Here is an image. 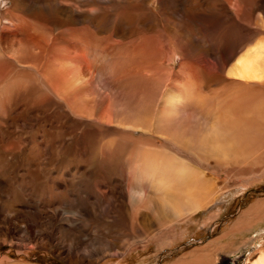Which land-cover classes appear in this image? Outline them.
<instances>
[{"label": "bare ground", "instance_id": "obj_1", "mask_svg": "<svg viewBox=\"0 0 264 264\" xmlns=\"http://www.w3.org/2000/svg\"><path fill=\"white\" fill-rule=\"evenodd\" d=\"M154 1L40 0L32 5V0H14L3 19L9 22L10 16H16L18 26H23L24 20L29 26L33 24L34 29H42L32 35L26 33L34 40H42L39 43L44 50L42 65L40 60L38 64L30 63L35 65L34 74L19 73L11 56L0 51V82L13 74L26 78L37 91L47 95L51 107L58 106L61 119L53 149L59 152L53 153L56 158L50 157L49 164L61 163L64 175L75 172L72 179L79 176L81 181H87L98 174L114 181L118 192L111 193V197L115 199L119 221L145 233L186 220L224 188H219L216 179L196 166V161L230 167L241 176L251 168L264 170L262 12L258 17L262 31L244 30L247 40L223 53L221 48L209 49L214 40H175L179 37L176 28L181 23L169 12L174 5L186 9L201 6L211 12L216 7L225 10L222 0H159L164 7L160 15L151 10ZM263 3L264 0H259V8L264 9ZM182 17L186 20L187 16ZM100 32L107 37L98 35ZM191 34L184 37L194 39ZM162 40L178 44L180 41L184 46L195 41L210 54L211 64L202 65L191 56L192 62H185L190 74L181 68L184 73L178 72L164 91L170 72L164 58L170 53L177 58L179 55H175L182 54V49L174 50L171 46L164 51ZM119 46H125L124 52L128 54L119 64L123 68L116 73L118 65L106 62L103 50H118ZM16 59L20 64L27 62L19 56ZM104 68L112 77L104 79L101 74ZM108 80L111 93L108 88L99 91ZM201 84L207 90H202ZM8 105L6 113L11 111ZM10 118L0 117L11 132ZM141 131L159 133L166 137L165 141L161 144L143 134L139 136ZM74 136L83 142L80 152L74 149L76 141H70ZM70 152L77 158L73 166L66 162ZM3 156L7 158L8 154L2 152L0 157L4 159ZM32 158L37 166V161L40 167L43 165L42 158ZM65 197L66 194H58L59 205ZM263 216L264 199L256 202L234 228H247ZM65 220L75 227L73 217ZM199 259L206 262L213 255H199ZM248 260L249 264H264V247H258L254 258Z\"/></svg>", "mask_w": 264, "mask_h": 264}, {"label": "rangeland", "instance_id": "obj_2", "mask_svg": "<svg viewBox=\"0 0 264 264\" xmlns=\"http://www.w3.org/2000/svg\"><path fill=\"white\" fill-rule=\"evenodd\" d=\"M38 1L32 0L31 4ZM221 2L225 10L216 7L212 12L205 7L201 9V6L186 9V6L174 5L169 12L181 23L176 28L179 37L175 40H214L208 48H221L224 53L247 40L244 30L262 31L258 17H261V12L264 16V9L259 8V0ZM13 3L14 0H0V51L11 56L17 72L34 74L37 72L35 65L30 63L38 64L40 60L42 65L44 50L39 48L42 40H34L26 33L32 35L42 29H34L33 24L31 27L24 20L21 23L25 26H18L16 16L8 18L15 25L4 20L3 14L13 7ZM162 8L159 0L151 6L157 15ZM182 16H187L186 20ZM186 33H192L195 38L184 37ZM98 35L107 37L105 32ZM162 41L164 51L170 50L171 46L174 50L182 49V54L175 55L179 57L175 58L170 53L164 58L170 67L164 91L181 68L186 70L185 62H192L191 56L199 59L202 65L211 64L210 54L195 41L188 46L180 41L179 44L174 40ZM116 48L118 50L107 48L103 53L107 57L106 62L118 65L114 70L118 73L123 68L119 64L128 53L124 52L125 46ZM198 49L202 51L197 52ZM12 56H19L22 60L25 56L24 61L27 62L20 64ZM181 72L184 73L183 69ZM109 73L104 68L101 74L107 79L112 77ZM27 81L13 74L12 78L0 82V117H11V132L0 119V156L2 152L8 154L7 158L0 157V264H249L248 258H254L258 247H264V216L247 228H234L256 202L264 199V170L258 171V167L246 170L241 176L238 170L231 171L230 167L210 163L202 165L196 161L199 164L196 166L217 180L219 188L224 187L207 206L182 222H174L163 229L152 228L153 231L147 233L124 226L119 221L115 199L111 197L118 192L114 181L94 175L90 167L88 170L93 175L87 181H81L79 176L72 179L75 172L64 175L61 163L49 164L48 159L56 158L53 153L59 152L53 148L57 144L61 115L58 106L51 107L52 102L47 95ZM103 85L99 91L108 88L111 93L110 80ZM200 87L207 90L204 84ZM7 103L10 104V113H6ZM65 122L68 124L70 120ZM142 134L161 144L166 138L156 132L138 133L139 136ZM72 138L70 141H76L74 149L80 152L83 142L76 140V136ZM32 156L42 158L43 165L40 167L37 161V166ZM76 160L71 152L66 155V162L70 165H75ZM60 192L66 194L62 205L57 198ZM69 216L75 219V227L67 224L65 219ZM233 251L236 254H232ZM203 254L213 255V259L206 262L198 260V256Z\"/></svg>", "mask_w": 264, "mask_h": 264}]
</instances>
